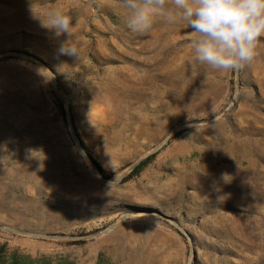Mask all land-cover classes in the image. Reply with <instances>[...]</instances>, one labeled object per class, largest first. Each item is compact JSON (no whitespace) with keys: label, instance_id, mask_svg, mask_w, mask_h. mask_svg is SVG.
I'll use <instances>...</instances> for the list:
<instances>
[{"label":"rangeland","instance_id":"rangeland-1","mask_svg":"<svg viewBox=\"0 0 264 264\" xmlns=\"http://www.w3.org/2000/svg\"><path fill=\"white\" fill-rule=\"evenodd\" d=\"M52 9L69 39L41 27ZM123 17L121 0H0L5 261L264 264V38L250 66L216 72L182 22L134 35Z\"/></svg>","mask_w":264,"mask_h":264},{"label":"clouds","instance_id":"clouds-1","mask_svg":"<svg viewBox=\"0 0 264 264\" xmlns=\"http://www.w3.org/2000/svg\"><path fill=\"white\" fill-rule=\"evenodd\" d=\"M123 23L134 35L150 33L158 20L182 22L192 37L193 60L216 72H239L250 66L264 38V0H121ZM42 28L55 37L71 36L72 17L49 10L39 17ZM61 42L60 55L78 58L77 47ZM229 177L223 174L225 181Z\"/></svg>","mask_w":264,"mask_h":264},{"label":"trees","instance_id":"trees-1","mask_svg":"<svg viewBox=\"0 0 264 264\" xmlns=\"http://www.w3.org/2000/svg\"><path fill=\"white\" fill-rule=\"evenodd\" d=\"M61 112L63 114V116H66V111L64 109L63 106H60ZM75 128V133L78 137V139L80 140V143L82 145V147L84 148V150L86 151L89 159L91 160V162L95 165V167L98 169V171L100 172V174L102 175L103 178L105 179H111L112 178V174H110L92 155L89 147L87 146V144L83 141L79 131ZM157 154H153L150 155L149 157H147L146 159H144L143 161H141L138 165H136L134 167V169L131 171V173L125 177V181H131L137 177H139L151 164H153V162L156 159ZM85 242L83 241H79V242H75L72 243L74 245H83ZM4 252H5V248H0V264H76L74 261H71L68 258H61L59 260L56 259H52V260H48L47 257H42V258H36V259H32L30 256H22L19 255L18 253H15L13 255L12 260L8 263L5 261L4 259Z\"/></svg>","mask_w":264,"mask_h":264}]
</instances>
